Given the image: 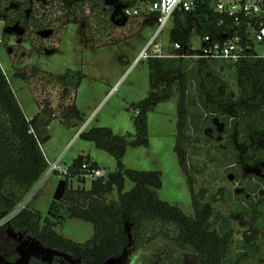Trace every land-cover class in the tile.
I'll use <instances>...</instances> for the list:
<instances>
[{
  "label": "trees",
  "instance_id": "1",
  "mask_svg": "<svg viewBox=\"0 0 264 264\" xmlns=\"http://www.w3.org/2000/svg\"><path fill=\"white\" fill-rule=\"evenodd\" d=\"M81 6L82 2L71 0H0V21L4 23L2 39L7 41L12 37L19 41L15 48L7 49L13 62V78L24 81L32 89L38 107V112L31 119L25 117L0 68V221L5 219V223L0 225V234L7 229L23 234L41 247L65 254L78 264H105L110 259L123 256L130 248L145 253L154 260L153 264H169L176 254L192 264H245L254 259L264 237V198L255 206L250 204V210H247L235 204L232 198L235 194L237 200L243 199L244 194L223 186L211 196L210 201L226 203L229 216L215 211L211 202L205 200V189H195V177L201 172L192 157L199 154L202 139L209 140L213 136L216 143L220 138L221 148L216 151L224 154V160L225 150H233L234 158L229 164L237 165L238 170L241 166L236 161L241 162L243 153L238 149L248 146L254 150L264 144V59H243L233 65L199 61L190 72L186 63L180 60L147 59V96L131 106L134 134L117 136L108 128L93 127L78 135L114 159V172L93 180L87 190L69 188L65 181L63 199L51 203L46 217L33 208L36 196L17 209L50 165L41 147L50 140V136L40 137L39 129L46 130L53 120L69 117L82 121L74 100L84 78L77 70L67 69L59 77L43 72L35 64H18L33 54L42 55L56 49L60 32L76 22L75 17L71 20L70 16H74ZM56 7L59 15H50V10ZM220 18L214 13L211 0H195L191 11L174 14L169 41L186 43L193 30L215 38L229 26L227 17H224V26H218ZM34 41L39 45L36 46ZM23 43H29V48H25ZM222 72L233 75L235 92L229 89L224 78L226 75ZM190 77L198 83L199 99L204 109L217 114V118L209 117L202 125L200 114L185 103L184 91ZM53 88H56L57 99L52 95ZM55 99L54 106L52 102ZM171 99H175L177 118L174 152L188 182L191 215L157 197V191L162 187L160 172L130 170L123 164L128 144L148 147L147 116L158 104ZM234 116H240V120L232 122L227 130V119ZM215 121L223 124L222 132L215 130ZM129 138L132 140L128 143ZM187 154L191 156L189 170L186 168ZM83 161L98 167L88 156L79 155L68 166L69 170L79 168ZM227 175L232 181L231 175ZM238 177L245 176L238 174ZM126 182L132 184L128 191H124ZM113 190L116 200L107 201L105 197ZM239 215L257 216V221L248 226L246 221L238 220ZM230 218L250 229V234L244 235L241 242L234 240ZM66 219H79L91 224L92 236L84 243L62 237L57 230ZM231 253L233 256L230 258ZM9 259L10 262L14 260ZM26 264L49 263L32 256ZM62 264L68 263L64 261Z\"/></svg>",
  "mask_w": 264,
  "mask_h": 264
},
{
  "label": "rangeland",
  "instance_id": "2",
  "mask_svg": "<svg viewBox=\"0 0 264 264\" xmlns=\"http://www.w3.org/2000/svg\"><path fill=\"white\" fill-rule=\"evenodd\" d=\"M49 14L58 16L57 7L50 10ZM73 17L76 22L70 23L60 32L56 49L45 51L42 55L33 54L30 59L20 60L18 65L35 64L43 72L59 77L63 76L67 69L81 71L84 78L74 101L82 121L77 122L69 117L61 121L53 120L46 130L39 129L40 137L47 134L50 136V140L41 146L42 151L49 164L59 159L61 168L71 165L79 155L88 156L108 175L115 170L114 159L104 151L96 149L92 142L83 140L78 135L82 127L84 130L93 127L108 128L117 136L134 134L132 123L134 112L131 106L143 100L148 93L147 62L146 60L139 63L134 61L149 43L156 30V24L153 20L145 24L133 20L122 27H116L110 24L106 6L94 0L83 3L81 9L75 11V15H71L70 19L72 20ZM3 24L0 21L2 41L0 68L22 112L31 119L38 112L33 91L24 81L13 78V62L7 52L8 47L15 48L19 41L12 37L3 41ZM168 34L167 26L157 38L156 43L165 47L168 44ZM194 42L197 43L195 39ZM34 44L39 45L37 41H34ZM23 45L29 48V43H23ZM256 53L260 54L261 51ZM222 73L226 75L224 78L229 89L235 92V80L231 72ZM49 85L53 86L50 83ZM53 90L52 95L57 99L56 88ZM56 99L51 101L54 106ZM176 119L175 99L158 104L147 116L148 147H133L128 144L123 164L130 170L160 172L162 187L157 191V197L178 206L184 214L191 215L188 182L174 152ZM212 137L209 140L202 139V143L199 144L201 148L199 154L192 157L195 166H198L201 172V175L195 177V189L204 188L205 200L208 202H211V196L217 194L219 188L223 186L232 188V182L228 180L227 175L232 172L223 168L224 154L216 151L221 148L220 138H217L216 143ZM131 140L132 138H129L128 143ZM59 180L55 173H49L48 168L21 204L25 206L33 196H36L33 208L46 217ZM77 187L81 188L80 185L71 184L72 189ZM89 187L90 182L86 181L83 188L87 190ZM131 187L132 184L126 182L124 191H128ZM105 198L107 201L116 200V192L113 190ZM211 204L215 211L229 216V206L226 203L211 202ZM240 219L246 221L249 226L256 223L257 216L239 215L238 220ZM238 220L230 218L234 232L245 228ZM3 223L5 222H0V225ZM57 232L66 239L84 243L92 236L93 227L79 219H66ZM261 242L258 254L245 264H264V237ZM32 256L39 257L49 264H62L64 261L68 264H78L76 260L65 254L41 247L23 234L14 233L9 229L4 234H0V264H26ZM232 256L233 253L230 258ZM9 258L14 260L10 262ZM149 258L137 248H130L123 256L110 259L105 264H153L154 260ZM171 260L169 264H192L180 254H176Z\"/></svg>",
  "mask_w": 264,
  "mask_h": 264
},
{
  "label": "built area",
  "instance_id": "3",
  "mask_svg": "<svg viewBox=\"0 0 264 264\" xmlns=\"http://www.w3.org/2000/svg\"><path fill=\"white\" fill-rule=\"evenodd\" d=\"M214 13L221 16L218 26H224V17L229 18V26L217 35L212 37L209 34H197L192 31L186 43L179 41L170 42V32L173 29V17L175 13L189 12L194 8L195 0H118L124 6L117 19H126L128 24L137 21L145 24L153 20L156 30L147 46L138 54L135 63L149 58L173 59L186 63L187 70L193 71L199 61H206L213 64H236L243 59H264V0H211ZM169 27L168 44L163 47L156 43L157 38L166 27ZM182 30V29H181ZM194 39L197 43L194 42ZM2 43L0 39V44ZM257 51H261L257 54ZM185 103L194 111L200 114V125L209 117L217 118V114L207 112L202 106L199 94L198 83L190 77L185 91ZM240 116L228 117L227 130L232 122H238ZM190 118L188 123H190ZM83 127L80 129L82 132ZM32 132V130H30ZM193 132V131H192ZM225 137V136H223ZM191 156L186 155V168L190 169ZM60 160L49 165V173H56L60 180L71 184L85 186L97 178H105L107 174L91 163L83 161L79 168L69 170L68 166L61 168ZM225 170H230L232 188L244 194L243 199H236L232 195L235 204L241 205L250 210V204L254 206L260 199L264 198V184L254 176L237 178V165L227 164L223 166ZM236 177V178H235ZM82 181L84 183H82ZM78 188V187H77ZM5 222V219L0 221ZM250 229L245 227L239 232H235V242H241L244 235H249Z\"/></svg>",
  "mask_w": 264,
  "mask_h": 264
},
{
  "label": "crops",
  "instance_id": "4",
  "mask_svg": "<svg viewBox=\"0 0 264 264\" xmlns=\"http://www.w3.org/2000/svg\"><path fill=\"white\" fill-rule=\"evenodd\" d=\"M26 117V115H25ZM27 119H30V117H26ZM216 123V121H215ZM215 130L218 132L223 131V124L216 123L214 124ZM210 132L211 129H207ZM238 151L243 152L240 157H241V162L236 161L240 168L238 167L237 173L240 175L244 176H255L258 178L263 184H264V144L263 145H258L256 149H249L248 146L246 148H241ZM219 152V151H218ZM226 158H225V164H229L230 160L234 158V152L231 149L225 150ZM44 153V152H43ZM255 155V156H254ZM45 156V154H44ZM46 157V156H45ZM56 161V160H55Z\"/></svg>",
  "mask_w": 264,
  "mask_h": 264
},
{
  "label": "water",
  "instance_id": "5",
  "mask_svg": "<svg viewBox=\"0 0 264 264\" xmlns=\"http://www.w3.org/2000/svg\"><path fill=\"white\" fill-rule=\"evenodd\" d=\"M107 6H111L113 7V12H112V15H111V21L118 27H122L126 24V19H122L121 21L120 20H116L115 17L117 15H119L120 13V10L124 7L122 5H120L118 2L116 4H112V3H109L108 1H106L105 3ZM65 192H66V182L64 180H59L58 181V184H57V187L55 189V192L53 194V200H52V204L53 203H58L60 202L64 195H65ZM23 207L22 204H20L18 206V210L21 209ZM49 214V212H48Z\"/></svg>",
  "mask_w": 264,
  "mask_h": 264
},
{
  "label": "flooded vegetation",
  "instance_id": "6",
  "mask_svg": "<svg viewBox=\"0 0 264 264\" xmlns=\"http://www.w3.org/2000/svg\"><path fill=\"white\" fill-rule=\"evenodd\" d=\"M71 1H74V2H76V3H80V2H82V4L83 3H86L88 0H71ZM95 2H98V3H102V4H104L105 6H106V9L108 10V12H109V9H111V11L109 12V21H110V24H113L114 26H116L112 21H111V15H112V12H113V7H111V6H107L105 3H106V1H108L109 3H112V4H116L117 2H118V0H94ZM122 10V9H121ZM121 10H120V13H119V15L121 14ZM115 19H116V17H115ZM126 23H127V21H126ZM116 27H118V26H116ZM255 177V176H254ZM258 179V178H257Z\"/></svg>",
  "mask_w": 264,
  "mask_h": 264
}]
</instances>
